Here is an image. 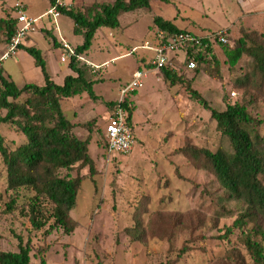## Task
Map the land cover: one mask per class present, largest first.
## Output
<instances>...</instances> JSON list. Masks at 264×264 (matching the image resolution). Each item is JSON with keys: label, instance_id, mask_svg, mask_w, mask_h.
Here are the masks:
<instances>
[{"label": "rangeland", "instance_id": "1", "mask_svg": "<svg viewBox=\"0 0 264 264\" xmlns=\"http://www.w3.org/2000/svg\"><path fill=\"white\" fill-rule=\"evenodd\" d=\"M111 1L66 0V3L67 6L82 8L94 2ZM18 2L25 6L29 15L42 13L50 6L48 0H0V16L14 14L13 6ZM150 4V11L123 31L104 27L96 31L93 48L95 54H98L96 47H100L101 52L95 61L105 59L107 62L94 73L99 80L93 86L95 98L88 101V96L83 94L61 101L64 115L74 123L76 135L89 137L88 151L96 166L92 179L87 175V169L82 170L84 178L74 210L77 219L75 229L70 234H64L57 228L46 233L44 228L34 230L27 216L21 213L30 195L23 189L18 192L15 207L9 211L7 203L11 191L6 190L5 165L0 156V251L17 250L21 239L30 242V256L35 264H157L167 261L171 264H232L224 256L225 251L238 247L244 256V264H253L237 242L239 229L226 231L234 217L215 218L208 200L201 195V186L209 181V176L195 170L177 152L186 139L210 150L218 147L229 149L227 139L216 130L209 112L188 98L182 84L167 86L158 78V73L156 77L151 71L153 68L141 65L148 59H138L136 55L143 51L138 46L144 41L153 43L154 39L155 42V31L150 30L154 15L173 20L179 26L200 25L214 31L228 25L240 13V5L235 0H150ZM250 21L252 23L248 25L242 23L264 33V15ZM40 23L49 30L40 29L41 33L36 29L28 36L36 34L41 38L39 46L49 47L50 71H47L54 76L58 72L56 70L69 71L67 61L61 62L58 58L62 49L53 47V38L61 41V35H64L67 43L75 47L82 42V37L73 33V23L64 14L56 18L55 25L47 16ZM125 45L137 46L135 48L138 49L131 51L128 48L131 55L111 60L112 56L127 50ZM186 47L170 58V64L184 77H191L192 71L186 70L182 64ZM215 51L219 57V82L227 94V101L233 102L240 91L232 88V78L247 71L248 60L243 57L234 67H229L217 47ZM15 56L1 64L8 73L15 70L11 75L15 82L42 85L43 77L33 58L23 49L17 50ZM84 59L87 63L89 58ZM135 69L145 71V76L142 85L131 94L134 143L127 154H111L103 143L105 117L109 112L106 102L118 101L119 87L130 81ZM54 79L61 84L62 76ZM0 135L9 149L25 140L11 123L0 124ZM145 199L151 211L162 209L168 213L184 214L189 218V227L177 228L169 240H130L124 229L131 224L134 206ZM184 244L188 247L187 252L177 257Z\"/></svg>", "mask_w": 264, "mask_h": 264}, {"label": "trees", "instance_id": "2", "mask_svg": "<svg viewBox=\"0 0 264 264\" xmlns=\"http://www.w3.org/2000/svg\"><path fill=\"white\" fill-rule=\"evenodd\" d=\"M54 1L48 0L49 5ZM150 9V0H112L94 2L82 8L59 7L60 14L72 21L73 33L82 37V42L73 48L74 56L67 62L72 73L63 78L62 84L53 81L41 51L34 46L20 44L18 49L33 58L34 65L41 71L42 85L25 83L18 87L3 74L0 66V124L15 125L25 137L21 144L9 149L0 135L6 190L11 191L7 208L10 211L15 207L20 189L30 193L21 213L27 216L34 230L44 228L46 233L57 228L64 234L73 232L77 225L74 216L77 195L84 178L82 170L87 169L91 179L96 173L95 162L88 151L89 137L76 135L74 123L64 115L61 106L62 100L83 94L88 96V101L95 98L93 86L99 80L94 73L98 70L92 72L91 67L77 57H84L100 28L123 31ZM17 27L13 12L0 16V49L10 41ZM150 30H161L162 41L185 31L158 15L153 17ZM221 33L227 43L200 37L185 48L182 64L192 71L191 77L180 74L170 64V59L158 71L167 86L182 84L188 98L209 112L216 130L227 139L229 149L218 147L215 150L186 139L177 152L195 170L209 176V181L201 186V195L208 200L214 217H234L226 231L239 229L238 244L253 264H264V33L245 26L240 19ZM216 47L229 67H234L243 57L249 63L246 72L232 78V88L240 91L233 102L227 101V94L219 82ZM189 60L195 62L191 69L187 68ZM147 66L154 69L150 61ZM131 94L122 101L130 129ZM115 104L116 101L106 102L109 111ZM103 143L107 149L105 137ZM130 218L131 224L124 232L130 240L139 242L150 238L169 240L177 228L190 225L184 214L162 209L151 211L147 199L134 206ZM31 250L28 240L19 239L17 250L0 251V264H35L31 260ZM187 250L184 244L176 256H182ZM224 256L232 264H244V256L238 247L228 248Z\"/></svg>", "mask_w": 264, "mask_h": 264}, {"label": "built area", "instance_id": "3", "mask_svg": "<svg viewBox=\"0 0 264 264\" xmlns=\"http://www.w3.org/2000/svg\"><path fill=\"white\" fill-rule=\"evenodd\" d=\"M66 0H55L43 14L39 16H32L26 13L25 6L18 2L13 6L14 16L17 18L18 27L10 41L4 46L0 52V66L3 61L16 55L18 46L23 43L29 32L35 31L38 27V23L43 20L44 17H48L56 24V18L60 15L59 7L66 6ZM163 32L156 30L155 42L150 43L144 41L141 48L153 50V55L149 60L154 66L155 70L166 65L169 60V54L178 52L186 46H191L192 43L197 42L200 36H196L188 31H182L170 36L167 40L162 41ZM209 41L216 39L219 42L227 43V39L220 32L208 33L205 36ZM62 51L59 60L65 62L69 60L71 56H74V49L67 43V41L61 38ZM77 59H85L83 57H77ZM86 63V62H85ZM91 67L92 72H95L101 65H94L90 62L86 63ZM195 66L193 60L187 62V68L191 69ZM145 76V71L142 69H135L131 75L130 81L120 89V98L112 109L107 113L104 124V137L107 142L108 153H122L127 154L131 151L134 139L132 131L128 125L127 110L122 106V101L128 98L137 87L142 85V79ZM231 95L234 96L235 92L232 91Z\"/></svg>", "mask_w": 264, "mask_h": 264}, {"label": "crops", "instance_id": "4", "mask_svg": "<svg viewBox=\"0 0 264 264\" xmlns=\"http://www.w3.org/2000/svg\"><path fill=\"white\" fill-rule=\"evenodd\" d=\"M235 3L237 4V5H240V6H238L239 8L238 9H240V13L239 14H237V16L234 18V19H232V21H230V22H228V25H226V26H222V27H219L218 29H216V30H207V28H205V27H201L200 25H193V26H191V25H189V27L187 26V25H176V23H175V21H173V20H170V21H172L174 24H175V26L176 27H178L179 29H182V30H185V31H188V32H190V33H192V34H194V35H196V36H200V37H202V36H205L206 34H208V33H213V32H220V31H224L226 28H228V27H230L231 25H232V23H234L236 20H238V19H240L243 23H245V24H251L252 22L250 21V20H252V19H257V17H259V16H261V15H264V0H235ZM150 6H151V4H150ZM45 11H43L42 13H39V14H37V15H32V16H39V15H41V14H43ZM154 16H157V15H154ZM158 16H160V15H158ZM163 18V17H162ZM165 19V18H164ZM166 20H169V19H166ZM189 24H191V23H189ZM40 29H47V30H49L45 25H44V23H40L39 24V26L37 27V30L38 31H40L41 33H43L42 32V30H40ZM110 32V31H109ZM109 32L107 33V34H109ZM37 33V32H36ZM154 37H155V34H154ZM61 38H63V39H65L66 40V38H65V36L64 35H61ZM94 39V38H93ZM41 41V38H39L38 36H36V34H33V35H31V36H28L27 35V37H26V39H25V41H23V43H22V45H24V46H34V47H36V48H38L40 51H41V54H42V56H43V58H44V60H45V63H46V69H50V66H49V56H48V51H47V49H49V47L48 46H44L43 45V47H40L39 46V42ZM93 42V41H92ZM153 42H154V39H153ZM56 44V45H55ZM119 46H121V43H117ZM52 45H53V47H60V48H62V46H61V42L60 41H58L56 38H55V43L53 42L52 43ZM79 45V44H78ZM77 46V45H76ZM75 46V47H76ZM141 46V45H140ZM91 48H89L86 52H85V54H84V57L83 58H89V59H87L88 60V62H90V63H92V64H94V65H101V64H106V62H107V60H105V59H103V60H101V61H99V62H97V61H95V59H97V57H99L100 55V47H96L97 49V51H98V54H95V52H94V48H93V43H91V46H90ZM127 50L125 51V52H123L121 55H117V56H112L111 57V60H116L117 58H119V57H123V56H128V55H131V52L128 50V48H130V50L132 51V50H135V49H138V48H135V47H137V46H135V47H131V46H129V45H125L124 46ZM72 48H74V47H72ZM139 48H141V47H139ZM143 51L141 52V53H137L136 55L138 56V59H141V58H147L148 60H146L145 62H141V65H147L148 64V62H149V60L151 59V57H152V55H153V50H151V49H146V48H141ZM19 50V49H18ZM100 51V52H99ZM135 52V51H134ZM61 54V53H60ZM60 54H59V57L58 58H60ZM175 54H179V52H174V53H170L169 54V59L173 56V55H175ZM14 57H16V56H14ZM21 58H23V56H21ZM20 58V59H21ZM16 60H19V58H17ZM1 68H2V70H3V74L5 75V76H7V77H9L15 84H16V86H18V87H21L23 84H17L16 82H15V80L13 79V77L11 76L12 74H13V72L15 71H12L11 70V72L10 73H8V72H6L4 69H3V66L1 65ZM69 68V67H68ZM48 69V70H49ZM50 71V70H49ZM49 71H47L48 73H49V75L51 76V78L53 79V81L54 82H56L55 81V76H57V77H61L62 76V81H63V78L66 76V75H68V74H71L72 73V71L69 69V71H66V70H56V71H58L57 73H55L56 75L54 76L52 73H50ZM151 71L156 75V77H158L157 76V73L160 75V73H159V71L158 70H155V69H151ZM159 79H162L161 78V75H160V77H158ZM25 84V83H24ZM58 84V83H57ZM61 84H62V82H61ZM121 87H123V86H121ZM121 87H119V89H118V97H117V99L119 98V90H120V88ZM76 97V96H75ZM79 97V96H78ZM72 98V97H71ZM116 99V100H117ZM62 103V102H61ZM61 106H62V104H61Z\"/></svg>", "mask_w": 264, "mask_h": 264}]
</instances>
